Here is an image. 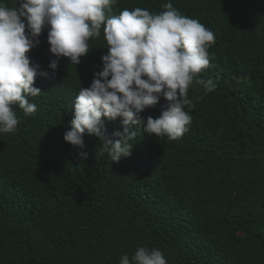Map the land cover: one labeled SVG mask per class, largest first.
Returning a JSON list of instances; mask_svg holds the SVG:
<instances>
[{
	"label": "trees",
	"instance_id": "16d2710c",
	"mask_svg": "<svg viewBox=\"0 0 264 264\" xmlns=\"http://www.w3.org/2000/svg\"><path fill=\"white\" fill-rule=\"evenodd\" d=\"M168 2L117 0L111 14H159ZM171 3L215 36L198 74L215 89L189 87L188 131L170 141L134 126L132 154L119 162L95 135L83 149L65 142L79 90L102 70V28L79 65L61 58L54 75L37 76L36 112L13 105L16 131L0 133V264H120L139 247L168 264H264V0ZM40 40L28 55L47 69V29ZM166 103L141 115L159 117ZM120 127L105 121L109 135Z\"/></svg>",
	"mask_w": 264,
	"mask_h": 264
},
{
	"label": "clouds",
	"instance_id": "9594fccd",
	"mask_svg": "<svg viewBox=\"0 0 264 264\" xmlns=\"http://www.w3.org/2000/svg\"><path fill=\"white\" fill-rule=\"evenodd\" d=\"M17 2L18 8H9L0 0V133L16 131L13 105L26 115L36 112L37 105L30 103L29 97L41 93L34 86L37 76L54 75L61 58L79 65L89 52L88 41L98 37L102 28L108 49L101 57L102 70L94 72L89 87L79 90L71 109V128L63 136L65 142L83 149L85 134L95 135L110 160L119 162L132 154L134 126L156 138L178 140L192 120L185 107L195 106L188 97L189 87L200 85L205 93L215 89L211 79L198 75L209 66L208 49L215 36L197 19L182 15L171 0L159 14L137 7L118 15L111 14L117 0ZM45 29L53 54L47 69L28 55L40 46ZM161 98L167 103L159 117L145 120L141 113L155 107ZM118 118L121 127L107 134L105 121ZM79 155L88 157L86 151ZM120 264L168 262L159 249L139 247L131 259L123 255Z\"/></svg>",
	"mask_w": 264,
	"mask_h": 264
}]
</instances>
